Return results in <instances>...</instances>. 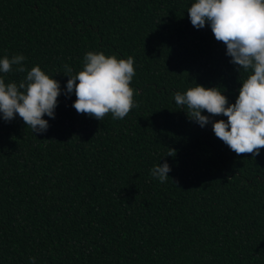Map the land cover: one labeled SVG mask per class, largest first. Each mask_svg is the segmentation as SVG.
I'll return each instance as SVG.
<instances>
[{
    "label": "trees",
    "instance_id": "trees-1",
    "mask_svg": "<svg viewBox=\"0 0 264 264\" xmlns=\"http://www.w3.org/2000/svg\"><path fill=\"white\" fill-rule=\"evenodd\" d=\"M189 6L0 0V56L22 53L62 89L65 65L75 74L90 50L135 68L123 119L78 113L74 92L58 96L45 132L0 119V264H264V147L236 154L174 101L198 83L234 102L248 74ZM15 67L6 82L24 77ZM164 161L161 183L149 170Z\"/></svg>",
    "mask_w": 264,
    "mask_h": 264
},
{
    "label": "clouds",
    "instance_id": "clouds-1",
    "mask_svg": "<svg viewBox=\"0 0 264 264\" xmlns=\"http://www.w3.org/2000/svg\"><path fill=\"white\" fill-rule=\"evenodd\" d=\"M188 18L197 29L207 25L214 38L224 43L226 55L240 72V87L230 102L221 86L195 83L185 91H177L174 101L186 116L204 127L209 122L216 137L236 154H259L264 147V0H190ZM21 54L0 56V119L8 122L17 115L33 133L45 132L49 118L55 117L58 96L75 94L72 107L102 120L111 113L123 119L135 107L134 89L130 82L135 75L134 58L87 51L83 66L75 74L65 65L68 79L64 88L60 81L42 70L39 64L26 69ZM25 73L20 81H7L3 74ZM206 113V114H205ZM227 119H213L219 115ZM171 168L167 161L155 164L152 178L163 183ZM34 264V258H30Z\"/></svg>",
    "mask_w": 264,
    "mask_h": 264
}]
</instances>
